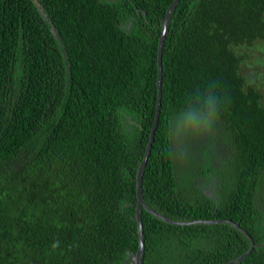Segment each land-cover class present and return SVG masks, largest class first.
Instances as JSON below:
<instances>
[{"label":"trees","instance_id":"16d2710c","mask_svg":"<svg viewBox=\"0 0 264 264\" xmlns=\"http://www.w3.org/2000/svg\"><path fill=\"white\" fill-rule=\"evenodd\" d=\"M172 1L0 0V264H135ZM161 54L140 264H264V0H178Z\"/></svg>","mask_w":264,"mask_h":264},{"label":"clouds","instance_id":"9594fccd","mask_svg":"<svg viewBox=\"0 0 264 264\" xmlns=\"http://www.w3.org/2000/svg\"><path fill=\"white\" fill-rule=\"evenodd\" d=\"M222 103L225 101L209 91L202 102L197 96L195 104H189L183 109L169 125L168 131L173 141L172 151L182 154L187 141L196 135L210 131L219 118Z\"/></svg>","mask_w":264,"mask_h":264},{"label":"water","instance_id":"95a60500","mask_svg":"<svg viewBox=\"0 0 264 264\" xmlns=\"http://www.w3.org/2000/svg\"><path fill=\"white\" fill-rule=\"evenodd\" d=\"M177 2H178V0H173L171 2V4L167 8L166 14H165V16L163 18V22H162V30H161V34L159 37L158 50H157V66H158L157 88H158V90H157V99H156V106H155V117H154L153 124H152L150 132H149V138H148V142H147V145L145 148L143 159L140 162L138 169H137V173H136L137 202H136L135 216H136L137 223H138L137 227H138V235H139V246H138L137 252L135 253V257H134L135 264H140V254H141L142 245H143L142 244L143 237H142V230H141V219H140V215H139L140 205L143 203L142 198H141V175H142L143 168L145 166L146 160H147L148 155H149V151L151 148L152 141L154 139V131H155V127L157 125L158 115H159L160 106H161V76H162V68H161V56H162V54H161V52H162L163 40H164V36H165V32H166V25H167L168 19L170 17V14H171V12H172V10L175 7ZM155 215L159 216L157 213H155ZM235 226L237 228H240L239 225H237V224H235ZM253 244H254V242L250 238V246H249L248 250L246 252H244V254L242 256L246 255L247 252L251 250ZM242 256H240L238 259H240ZM229 263H231V262H229Z\"/></svg>","mask_w":264,"mask_h":264},{"label":"rangeland","instance_id":"374dc122","mask_svg":"<svg viewBox=\"0 0 264 264\" xmlns=\"http://www.w3.org/2000/svg\"><path fill=\"white\" fill-rule=\"evenodd\" d=\"M204 138V133L200 134V135H196L194 137H192L189 141H187V146L184 149V152L182 154H178L181 158L185 159L189 156V152L191 149H188L191 146H194L196 144H199L202 142ZM188 149V150H187ZM260 204L262 205V207L264 208V199H260L259 200Z\"/></svg>","mask_w":264,"mask_h":264}]
</instances>
